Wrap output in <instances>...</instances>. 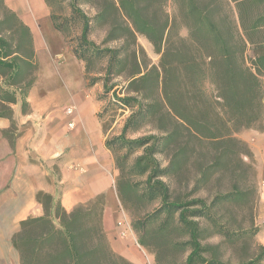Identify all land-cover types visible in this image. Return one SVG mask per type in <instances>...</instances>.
<instances>
[{
  "label": "trees",
  "instance_id": "1",
  "mask_svg": "<svg viewBox=\"0 0 264 264\" xmlns=\"http://www.w3.org/2000/svg\"><path fill=\"white\" fill-rule=\"evenodd\" d=\"M174 1L177 16L171 18L168 0H71L83 23L73 55L86 62L89 88L102 87V122L113 108L131 112L106 147L138 243L149 248L150 227L161 221L159 233L172 225L186 239L175 245L190 247L184 264H222L216 255L205 256L212 249L202 245V224L210 221L214 234L231 238L229 206H249L258 194L253 154L238 134L264 131V0ZM80 2L96 15H85ZM96 26L106 28L101 45L90 39ZM138 36L152 45L158 64ZM92 59L107 65L89 77ZM38 72L31 30L0 0V117L11 120V132V106L19 94L27 111ZM142 130L151 133L130 137ZM36 198L44 215L23 221L13 237L21 264H116L103 226L106 194L72 212L43 191ZM255 243L257 254L241 264H263L264 247Z\"/></svg>",
  "mask_w": 264,
  "mask_h": 264
},
{
  "label": "crops",
  "instance_id": "2",
  "mask_svg": "<svg viewBox=\"0 0 264 264\" xmlns=\"http://www.w3.org/2000/svg\"><path fill=\"white\" fill-rule=\"evenodd\" d=\"M5 3L31 30L39 72L26 98L27 111L19 94L11 106L16 129L11 132V120L0 117V264H21L13 237L23 221L44 215L39 191L68 212L106 194L105 233L113 250L128 258L131 226L118 222L123 215L114 188L117 171L106 147L111 137L100 120L102 87L89 88L85 65L55 26L46 0ZM238 137L254 158L259 185L255 240L264 247V131L244 130ZM121 232L128 238L119 239Z\"/></svg>",
  "mask_w": 264,
  "mask_h": 264
},
{
  "label": "rangeland",
  "instance_id": "3",
  "mask_svg": "<svg viewBox=\"0 0 264 264\" xmlns=\"http://www.w3.org/2000/svg\"><path fill=\"white\" fill-rule=\"evenodd\" d=\"M48 1L54 16L57 19V24H63V31L66 35L67 43L69 44L73 53L74 50H77L80 47V35L83 25L82 19L73 13L71 0ZM78 7L89 18H92L96 15V9L90 5L80 2ZM166 9L171 18L177 16V6L174 0H168ZM180 32L183 37L188 36V32L182 27L180 28ZM105 37L106 28L96 26L90 36V39L97 45H101ZM138 43L147 53L152 63L158 64L160 58L155 54L152 45L142 36H138ZM82 62L86 68V62ZM106 65V61L92 59L90 62L89 77L99 75L106 68ZM98 86L101 87V85ZM120 87L121 86H119V88ZM130 113V110L119 108H113V110L109 112L103 123L107 126V132H109L110 137L119 135L121 133L124 123L129 117ZM150 133V131L142 130L141 132L133 134L130 137L136 138ZM118 174L119 172L117 171V176ZM249 185L250 187L253 185L256 187V184H253V182H250ZM258 188L259 185L257 181L256 189L259 192ZM250 193L251 190L249 191V194ZM251 198V205L249 204V206L243 205L240 208H237L235 205L229 206L230 211H228L226 215H228L230 219L227 228L233 235L231 238H225L222 235L214 234L213 226L210 221H206L202 224V228L205 229L201 240L202 245L212 249L205 254L206 257L210 258L211 256L216 255L222 264L246 263L255 257L257 254V245L254 240L255 232L253 230V225H255V228H257L256 210L258 204V194ZM120 208L123 217L121 220H118V222L121 221V224L129 223L131 226V215L126 210H124L122 206H120ZM160 223L161 221L154 222L150 227L153 235L151 238L152 245L149 248H144L138 243V237L131 228V243L128 242L131 255L127 258L125 256H121L113 250L115 255L112 256L111 260L115 261L116 264H125L126 261L127 263L129 262L131 264H184L190 247L175 245H178L176 244L177 242L184 243L186 239L178 237L177 234L171 229L172 225H169L168 228L163 229L164 231L159 233L158 231ZM56 224H58L57 221ZM120 234L121 235L118 236L119 239L128 238L126 237L125 233L121 232Z\"/></svg>",
  "mask_w": 264,
  "mask_h": 264
},
{
  "label": "built area",
  "instance_id": "4",
  "mask_svg": "<svg viewBox=\"0 0 264 264\" xmlns=\"http://www.w3.org/2000/svg\"><path fill=\"white\" fill-rule=\"evenodd\" d=\"M71 113H72V111L69 109L68 110V114H71ZM70 126H73V125L71 124Z\"/></svg>",
  "mask_w": 264,
  "mask_h": 264
}]
</instances>
